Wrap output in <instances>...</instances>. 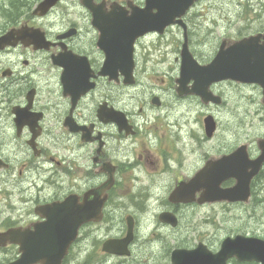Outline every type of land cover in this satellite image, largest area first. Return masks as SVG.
Instances as JSON below:
<instances>
[{
	"label": "flooded vegetation",
	"instance_id": "1",
	"mask_svg": "<svg viewBox=\"0 0 264 264\" xmlns=\"http://www.w3.org/2000/svg\"><path fill=\"white\" fill-rule=\"evenodd\" d=\"M41 1L2 10L7 16L0 37L16 34L0 52V233L22 229L24 234L22 245L5 248V237L0 241V264L22 256L26 238L49 237L29 234L56 209L80 223L63 264H172L175 251L199 245L217 253L220 247L211 245L215 231L209 239L185 240L187 213L217 203L201 205L200 189L188 197L179 189L239 148L251 160L260 155L264 135L256 141L237 135L229 148L215 139L219 109L228 113L230 100H237L227 89L260 87L264 108L263 87L231 79L213 82L205 87L212 98L207 102L191 74L180 95L183 54L188 51L193 67H205L222 48L252 39L264 45V0H256V6L247 0L231 29L236 32L219 37L213 32L220 22L202 10L206 0L197 1L162 31L137 37L126 58L122 50L129 45L114 20L124 16L148 24L160 12L169 14L165 4L144 16L146 0H74L44 11L38 8ZM208 118L217 125L211 136ZM221 146L225 150L216 153ZM208 147L215 152L208 153ZM263 181L264 166L252 181V200ZM236 183L230 179L221 186ZM128 238L129 256L104 250L107 241Z\"/></svg>",
	"mask_w": 264,
	"mask_h": 264
},
{
	"label": "water",
	"instance_id": "2",
	"mask_svg": "<svg viewBox=\"0 0 264 264\" xmlns=\"http://www.w3.org/2000/svg\"><path fill=\"white\" fill-rule=\"evenodd\" d=\"M60 0H45L39 9L47 10L57 4ZM85 4H89V0H83ZM200 0H147L148 9L142 13L144 16L149 14L153 8H161L157 4L166 6L169 14L160 12L156 19L148 24H143L139 19L129 20L124 16H120L114 20L116 27L120 26V32L125 34V41L128 43L126 50L123 48L122 55L124 58L129 56L132 46L137 37L145 33V31H162L165 27L171 25V21L177 15L181 14L192 4ZM169 18V20H168ZM147 27V30L140 31L139 28ZM116 31H119L118 29ZM16 32H11L0 37V51L10 45L11 39L15 37ZM115 41V39H107ZM184 63L182 67V75L184 77L179 88L180 95L185 94L183 90L187 85L191 74L196 82L197 93L202 95L207 102L211 101V97L206 95L205 87L213 82L223 80H235L241 83L258 84L263 87V104H264V45H258L257 41L252 39L250 42L240 43L233 49L224 51L222 48L217 58L205 67H193L190 54H183ZM131 72L127 75L130 77ZM188 77V78H187ZM209 78L207 84L204 81ZM207 81V80H206ZM208 135L211 136L216 130V124L212 118L205 121ZM259 149L261 155L251 160L244 152L243 148H239L233 154L225 156L218 161H212L207 168L202 171L191 182V186H181L179 190L183 193V197L188 194L194 195L197 190L202 191V198L199 200L201 204L207 202L229 201L249 202L251 197V182L259 174L264 164V139L259 141ZM235 179L236 185L232 188L223 189V182ZM184 202H191L185 199ZM79 222L72 223L68 221L65 211L56 210L49 217V221L45 227H37L29 235H40L49 233V237L36 236L33 241L29 238L24 244V254L15 263L11 264H62L69 247L75 241ZM73 227V232L71 228ZM24 231L11 230L5 233V246L8 243L19 244ZM127 242V241H125ZM21 244V243H20ZM22 245V244H21ZM108 243L105 249L108 250ZM236 259L241 263H260L264 264V240L256 237L245 235H237L234 238H227L217 254L211 253L204 245H200L198 249L193 251H176L173 254V264H227L228 260Z\"/></svg>",
	"mask_w": 264,
	"mask_h": 264
},
{
	"label": "rangeland",
	"instance_id": "3",
	"mask_svg": "<svg viewBox=\"0 0 264 264\" xmlns=\"http://www.w3.org/2000/svg\"><path fill=\"white\" fill-rule=\"evenodd\" d=\"M30 1L28 4H30ZM73 1L64 0L62 4H72ZM11 2L12 0H0V28L5 22V17L2 15L3 6L11 4ZM246 2L247 0H206L202 3L205 5L202 10L210 13V19L214 18L220 22L217 31L213 32L214 36L219 37L227 33L236 32V30L232 31L231 29H235L236 23L240 21L243 9L247 5ZM254 3L253 5L256 6L257 1L254 0ZM201 31L204 32L203 27ZM227 90L230 93V97H236L237 100H230V105L232 104L230 112L223 113L225 109H219L218 116L221 120V130L215 139V143L221 144L226 142L229 148L238 142L235 138L237 135H243L241 140L244 141H256L258 138H262L264 135V108L262 107L261 88L258 86H247L240 90ZM240 94L247 100H244ZM1 122L0 118V131L2 129ZM193 124H195V121ZM215 149L220 150L216 153L225 150L222 146L215 147ZM207 151L208 153L215 152L212 147H208ZM255 197L250 205L217 203L193 209L197 214H194V212L190 213L193 211L190 210L187 213L188 218L185 227L186 242L204 240L205 238L209 239L210 233L214 231L217 233V239L211 245L215 248L220 247L224 238L236 236L237 234L257 236L264 239V181L256 185ZM208 207H216V210ZM6 258L7 253L5 252ZM111 264L117 263L113 260ZM229 264H234V262L230 260Z\"/></svg>",
	"mask_w": 264,
	"mask_h": 264
},
{
	"label": "trees",
	"instance_id": "4",
	"mask_svg": "<svg viewBox=\"0 0 264 264\" xmlns=\"http://www.w3.org/2000/svg\"><path fill=\"white\" fill-rule=\"evenodd\" d=\"M28 1L29 0H12L11 4H28ZM234 264H238V263L234 262Z\"/></svg>",
	"mask_w": 264,
	"mask_h": 264
},
{
	"label": "bare ground",
	"instance_id": "5",
	"mask_svg": "<svg viewBox=\"0 0 264 264\" xmlns=\"http://www.w3.org/2000/svg\"><path fill=\"white\" fill-rule=\"evenodd\" d=\"M175 124V123H174ZM183 125V124H182ZM175 126V125H174ZM178 126V125H177Z\"/></svg>",
	"mask_w": 264,
	"mask_h": 264
}]
</instances>
